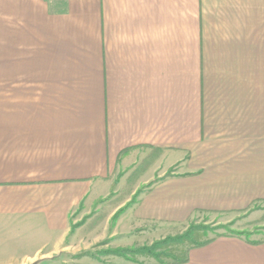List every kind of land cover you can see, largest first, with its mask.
I'll return each instance as SVG.
<instances>
[{"label":"crops","instance_id":"0c3cea01","mask_svg":"<svg viewBox=\"0 0 264 264\" xmlns=\"http://www.w3.org/2000/svg\"><path fill=\"white\" fill-rule=\"evenodd\" d=\"M258 206L264 0H0V264ZM210 238L84 264H264V238Z\"/></svg>","mask_w":264,"mask_h":264},{"label":"rangeland","instance_id":"374dc122","mask_svg":"<svg viewBox=\"0 0 264 264\" xmlns=\"http://www.w3.org/2000/svg\"><path fill=\"white\" fill-rule=\"evenodd\" d=\"M136 174L137 171L125 182L124 186L120 187L119 195L122 196L131 189L134 183L133 176L135 177ZM113 216L110 220V227L116 220L113 219ZM191 225H206L207 227V229H197L192 232L193 242H200L214 235L228 233L229 231L250 232L248 237H257L259 239L264 238V211L258 206L254 212L251 211L245 215L229 214L220 216L217 214L200 213L184 224H156L149 228L150 230L145 237L142 234L137 238H126L122 236L111 237L108 235L103 239L97 240V238L90 237L86 232L77 236L70 235L66 241V249L62 248L60 252L47 260L40 257L34 264H84L87 260L88 262L90 260L92 261V259L105 260L117 256L112 253L117 249H129L130 251L126 253V256L130 260L147 255L158 262H174L185 257V253L191 246L192 241H169V243L167 242L155 249L157 257H154L152 254L139 253L140 251L137 252L136 250L142 246H149L156 241L164 240L166 237L182 234ZM75 228L74 225L71 229L72 233Z\"/></svg>","mask_w":264,"mask_h":264},{"label":"trees","instance_id":"16d2710c","mask_svg":"<svg viewBox=\"0 0 264 264\" xmlns=\"http://www.w3.org/2000/svg\"><path fill=\"white\" fill-rule=\"evenodd\" d=\"M126 150H123L120 154H123L125 153ZM139 193L136 192V194H134L133 198L130 200V202L128 204H126L125 206H123L122 208H120L113 216V219L115 220L119 214L125 209V207H127V205H129L130 203H133L136 199V196L137 194ZM197 229H207L206 225H201V226H195V225H191L185 232H183L182 234H179V235H176V236H169V237H166L164 240H160V241H156L154 243H152L151 245L149 246H142L140 248H138L136 251L139 252V253H147V254H152L154 257H157V252H155V249H157L159 246L165 244V243H169V241H181V240H189V241H192V232L194 230H197ZM222 234H228V235H239V236H245L246 238L250 235V232H244V231H229L228 233H222ZM218 235V234H217ZM213 238H210V239H206V240H203V241H200V242H193L191 243V246H202L204 244H207L209 243ZM259 241H256L254 243H258ZM130 251L129 249H117L115 251H113L112 253L114 255H117V256H121L123 258H127L126 256V253ZM186 258H182V259H178L176 261H180V262H183L185 261Z\"/></svg>","mask_w":264,"mask_h":264}]
</instances>
